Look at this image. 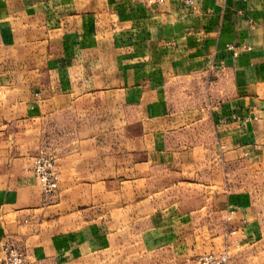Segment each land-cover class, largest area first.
<instances>
[{"label": "rangeland", "instance_id": "obj_1", "mask_svg": "<svg viewBox=\"0 0 264 264\" xmlns=\"http://www.w3.org/2000/svg\"><path fill=\"white\" fill-rule=\"evenodd\" d=\"M7 25L0 27V157L21 158L33 171L35 155L51 156L59 188L46 193L30 175V205L0 217V251L14 246L35 264H203L226 250L230 264L242 249L233 246L239 231L217 247L213 209L182 216L210 191L200 184L214 175L213 162L203 164L213 157L195 149L213 147L214 91L198 77L179 79L142 91L134 104L61 83L31 29ZM230 169L222 173L227 183L262 178L240 161ZM61 234L82 244L64 259L50 253Z\"/></svg>", "mask_w": 264, "mask_h": 264}, {"label": "crops", "instance_id": "obj_2", "mask_svg": "<svg viewBox=\"0 0 264 264\" xmlns=\"http://www.w3.org/2000/svg\"><path fill=\"white\" fill-rule=\"evenodd\" d=\"M5 24L31 29L44 44L46 69L61 83L134 104L142 91L168 89L179 79L198 77L214 91L213 147L195 149L213 157L203 164L213 162L214 175L200 184L210 191L182 216L213 209L217 247L239 231L242 249L230 264H264V0H0ZM1 158L7 172L0 171V217L17 215L32 202L28 180L35 173L21 158ZM237 161L261 172V180L227 183L223 169ZM54 242L50 253L58 259L82 247L65 234Z\"/></svg>", "mask_w": 264, "mask_h": 264}, {"label": "built area", "instance_id": "obj_3", "mask_svg": "<svg viewBox=\"0 0 264 264\" xmlns=\"http://www.w3.org/2000/svg\"><path fill=\"white\" fill-rule=\"evenodd\" d=\"M149 5L162 4L166 0H144ZM189 4H193V0H187ZM229 50H232L235 55H239L240 50L235 45L229 44ZM243 49H250L248 45H243ZM33 171L38 178L41 187L46 193H54L59 188V174L57 172L54 159L47 154H38L32 158ZM233 234L236 231H232ZM234 245L239 246L238 240H235ZM229 254L226 250L217 254L208 256L203 264H228ZM0 264H35L33 260L28 258L22 251L14 246L8 245L0 251Z\"/></svg>", "mask_w": 264, "mask_h": 264}]
</instances>
